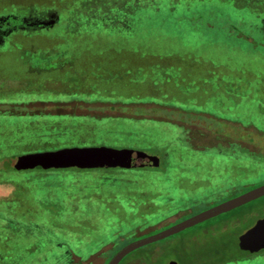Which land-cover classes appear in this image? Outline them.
Masks as SVG:
<instances>
[{"label": "rangeland", "instance_id": "1", "mask_svg": "<svg viewBox=\"0 0 264 264\" xmlns=\"http://www.w3.org/2000/svg\"><path fill=\"white\" fill-rule=\"evenodd\" d=\"M219 11H245L264 37V0H0V104L23 105L0 117V264H104L111 243L264 185V50L193 28L192 13ZM91 147L157 155L160 167L28 169L21 158ZM263 217L261 197L131 259L219 264L231 249L229 264H264L237 247Z\"/></svg>", "mask_w": 264, "mask_h": 264}, {"label": "water", "instance_id": "2", "mask_svg": "<svg viewBox=\"0 0 264 264\" xmlns=\"http://www.w3.org/2000/svg\"><path fill=\"white\" fill-rule=\"evenodd\" d=\"M28 169H142L160 166V157L142 151L129 149H111L105 147L64 148L56 151L27 154L21 157ZM264 197V185L253 188L239 196L210 207L154 235L133 241L122 247L107 264H120L135 250L152 243L167 239L205 221L244 206ZM238 248L249 254L264 251V217L253 227L238 237ZM167 264H178L171 260Z\"/></svg>", "mask_w": 264, "mask_h": 264}, {"label": "trees", "instance_id": "3", "mask_svg": "<svg viewBox=\"0 0 264 264\" xmlns=\"http://www.w3.org/2000/svg\"><path fill=\"white\" fill-rule=\"evenodd\" d=\"M180 19H181V21H183V20H187L188 17L186 18L185 16H183ZM191 20H193L192 21L194 23L193 28L196 31L201 30L202 27L204 26V24H207L208 26H213V27L219 29L220 31H223L224 37L229 39L230 42L233 44L244 43V44H248V46L254 47L256 49L258 48V49L264 50V37H263V33H262L263 25L261 26V23L258 22L259 20H256L254 18L253 19L248 18L245 11H241V14L238 15L237 18H235L231 21H229V20L226 21L224 18V15L220 11H219V14H214L213 17H211V18L205 17L202 13H192L191 14ZM198 20L201 21V23L199 25L197 23ZM219 89H220V87H219ZM261 103H263V102H261ZM262 105H264V103ZM7 106H9V107H7ZM20 106L23 107V105H17L16 103L0 104V117H8L11 114H16V113H14V110L19 109ZM17 157H13V159H15ZM159 167L149 168V169H158ZM142 169H145V168H142ZM14 172H17V171L14 170ZM1 173H4V172H1ZM108 246L109 245H106L105 249H107V250L111 249L110 251L112 252V254L110 255L109 259L106 260V262L104 264H107L108 261L123 247V246H119V245L115 246L114 243H111V246H109L110 249H108L109 248ZM237 247H238V245H237ZM105 249H104V251H105ZM103 252H101L100 254H102ZM226 252L229 253V252H232V250L231 249L230 250L229 249L228 250H222V251L219 250V264H229V261L226 260L225 257H223L225 254H227ZM133 253L126 256L121 261L120 264H165V262H166L165 261V254L166 253L162 252V251H159V253H155V252H151V253L148 252V253H143V254L141 253L140 257H138V258L134 257V259H131V256ZM244 254L248 258L260 257V256L264 257V251H261L257 254H249L248 252H244ZM75 258H77V257H75ZM189 259L180 258V261L182 262V264H191L192 262ZM170 260H172V259H170ZM76 262L74 261L73 263L75 264ZM234 264H240V263L235 262Z\"/></svg>", "mask_w": 264, "mask_h": 264}, {"label": "flooded vegetation", "instance_id": "4", "mask_svg": "<svg viewBox=\"0 0 264 264\" xmlns=\"http://www.w3.org/2000/svg\"><path fill=\"white\" fill-rule=\"evenodd\" d=\"M4 27L3 26H0V29H3Z\"/></svg>", "mask_w": 264, "mask_h": 264}]
</instances>
